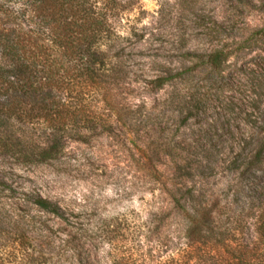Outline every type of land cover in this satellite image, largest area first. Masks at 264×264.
Here are the masks:
<instances>
[{
  "label": "rangeland",
  "instance_id": "374dc122",
  "mask_svg": "<svg viewBox=\"0 0 264 264\" xmlns=\"http://www.w3.org/2000/svg\"><path fill=\"white\" fill-rule=\"evenodd\" d=\"M22 1L0 4L16 10ZM122 2L119 32L143 35L135 70L173 75L135 100L158 119L147 150L138 147L143 133L125 141L118 132L72 142L46 164L5 163L12 187L57 204L66 221L17 202V224L0 226V264H168L187 242L173 195L187 211L208 212L210 246L264 261V152L253 158L264 141V80L251 79L264 73V0ZM221 47L218 74L204 62Z\"/></svg>",
  "mask_w": 264,
  "mask_h": 264
},
{
  "label": "trees",
  "instance_id": "16d2710c",
  "mask_svg": "<svg viewBox=\"0 0 264 264\" xmlns=\"http://www.w3.org/2000/svg\"><path fill=\"white\" fill-rule=\"evenodd\" d=\"M2 5L0 193L7 194L0 196V226L17 224L20 201L66 221L57 204L34 190L12 187L2 177L3 165L46 164L63 157L72 142L86 144L96 135L118 132L125 141L131 131L135 137L143 133L138 147L146 151L157 117L149 114L152 107L135 100L161 90L173 75L149 77L135 70L132 56L143 35L134 28L119 32L127 11L122 0H23L16 10ZM222 49H213L204 62L218 74L227 61ZM251 79L260 87L264 73L251 72ZM262 152L264 141L254 160ZM172 201L186 220L187 242L168 264H264L210 246L208 212L187 211L175 195ZM260 242L264 246V230Z\"/></svg>",
  "mask_w": 264,
  "mask_h": 264
}]
</instances>
